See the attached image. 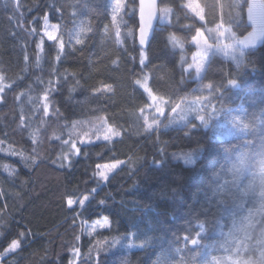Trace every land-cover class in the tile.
I'll use <instances>...</instances> for the list:
<instances>
[{
	"label": "trees",
	"instance_id": "trees-1",
	"mask_svg": "<svg viewBox=\"0 0 264 264\" xmlns=\"http://www.w3.org/2000/svg\"><path fill=\"white\" fill-rule=\"evenodd\" d=\"M194 1L159 0L171 13L158 19L141 64L136 0H125L122 44L111 27V0H0V264L262 263L264 37L242 49L238 62L212 52L195 78L187 67L198 29L223 19L241 37L252 25L248 0H196L203 20ZM45 15L60 26L51 40ZM81 25L91 31L77 44ZM144 75L165 100V118L151 111L136 82ZM49 81L54 90L45 101ZM154 120L159 125L147 128ZM257 210L246 250L234 259L230 237ZM101 218L104 227L85 231ZM14 239L20 247L6 253Z\"/></svg>",
	"mask_w": 264,
	"mask_h": 264
},
{
	"label": "snow or ice",
	"instance_id": "snow-or-ice-1",
	"mask_svg": "<svg viewBox=\"0 0 264 264\" xmlns=\"http://www.w3.org/2000/svg\"><path fill=\"white\" fill-rule=\"evenodd\" d=\"M134 2V0H133ZM111 27L114 29L115 32V40L117 44H122L123 39H122V25H125L126 22L123 19V11L125 7L128 5L125 4V0H111ZM195 11V9H193ZM56 11H59V9H56ZM157 12H159V15H157ZM171 13L170 8H161L157 9L156 2L155 0H150L147 11L145 9V0H140V24H139V44L141 45V52H140V63L143 64L144 61L147 59V54L144 51V46H146L149 42V34L150 32L154 31V21L159 19L163 21L168 14ZM75 14V13H74ZM199 14V13H198ZM248 14H249V20L252 22L253 26V31L248 34V36L244 37L243 39L239 38L236 36V33L232 30L231 25L229 27H225V22L221 21V23L217 24L216 28L214 29H208L209 33L214 34V36L217 38L215 43H208V39L203 37V34L200 32V30H197V37H194V42L197 44L199 48V52L197 54H194L193 60L194 63L189 65V68L195 67L197 74L200 75L204 68L205 65L209 59L210 54L212 53V49L215 48L217 52H223L225 55H228L230 52L233 53L235 51V45H241V46H253L256 41L262 37H264V4H255L254 0L253 3H250L248 6ZM201 19H203V16H201ZM235 17L229 16V21L235 20ZM44 21V34L48 36V38L54 39L55 38V33L60 31V26L59 25H50L48 22V17L45 15L43 17ZM240 25H237L239 27ZM51 29V31H49ZM109 26H105V32H109ZM91 31L90 27H86L81 25L79 27V30L75 33L76 35V43L77 44H82L84 41L81 37L82 34ZM32 34H36V29H32ZM127 35H132L133 34V29L132 28H127ZM227 35L230 39L228 43H222L219 38L224 37ZM170 42L173 44V46H179L183 47L182 43L174 36H170ZM38 49V53L36 55V64L39 66L40 61L42 59L41 54L44 52V40L41 38L39 42L36 45ZM64 53V42L62 38H59L58 40V53L55 57L57 61L61 59L62 54ZM25 60H28V56L25 55ZM5 77L3 75H0V93L4 92V86H2V82L4 81ZM42 82V81H41ZM77 83H79L77 81ZM137 83H140V81H137ZM229 84L235 86L237 84V81L235 79L229 80ZM49 85L51 86L50 88L45 89V95H44V100H48V94L50 91L54 90V84L52 81H49ZM207 88H212L213 85L208 84L205 85ZM109 91L111 90L110 88L108 89ZM99 91V89H97ZM3 98L0 97V100ZM19 99V96L17 97ZM30 100L32 99L31 97L29 98ZM202 99H205V97H197L196 100L200 101ZM179 105H175V108H179ZM47 108L48 104L46 103L44 105V114L47 115ZM57 112L59 111L58 109L56 110ZM157 111L163 112L162 108H158ZM198 118L203 122L206 123L207 120L205 119L204 116H200L199 113H197ZM181 119H184V117H181ZM24 123V117H21V124ZM159 121L154 120L152 124H149L147 128H152L153 126H158ZM75 127V124L73 125ZM243 128H247V125H244ZM147 130V129H146ZM111 131V129H109ZM118 135L119 133H115ZM59 137H57L58 139ZM104 139L108 140L110 139L109 136L105 135ZM35 142V141H34ZM83 142V141H82ZM2 143V141H0ZM64 143H67V141H64ZM73 148H75V143L72 145ZM13 155H16L17 153L13 152ZM76 154H79V149H76ZM19 155L22 157V159H26L23 156V153H19ZM64 159H68L67 155L64 156ZM33 162L34 159H33ZM7 167V166H5ZM63 167V164L61 165ZM105 168H114L115 165H105ZM260 173L264 174V165H261L260 167ZM99 176L102 179H107L108 177L105 175V173L101 172L99 173ZM2 194V193H0ZM262 196H264V192L261 193ZM87 197H84L83 200H80L79 203L81 206L84 205L85 201L87 200ZM75 201L69 199L68 204L71 206ZM107 221L105 220V224ZM21 236H24L25 233H20ZM199 236V234H197ZM186 240L188 238H185ZM20 241L19 240H13L9 246V248L6 250V253L9 251L14 252L16 249L20 247ZM191 243L193 245H196L199 243L198 239H191ZM214 260H217V264H219L218 258H213Z\"/></svg>",
	"mask_w": 264,
	"mask_h": 264
},
{
	"label": "rangeland",
	"instance_id": "rangeland-1",
	"mask_svg": "<svg viewBox=\"0 0 264 264\" xmlns=\"http://www.w3.org/2000/svg\"><path fill=\"white\" fill-rule=\"evenodd\" d=\"M194 2L197 4L198 9L195 10V11L193 10V11L199 16L200 20H203V19H201V16H203L202 15V8H201L200 4L196 0ZM254 2L257 5L264 4L262 0H254ZM250 3H253V0H248V6H249ZM248 6H247V9H246V19H247V22L252 25V22L249 20ZM50 25H52V24H50ZM210 29H214V28H210ZM199 30L203 34V37L208 39V43H215L216 42L217 38L214 36V34L209 33L208 30H207V32H204L202 29H199ZM49 31H51V29H49ZM252 31H253V26H252L251 30L247 34H245L244 36H241L239 38L243 39L244 37L248 36V34L250 32H252ZM56 34H57V32L55 33V36H56ZM45 36L48 38L47 35H45ZM194 37H197V31H196V33L193 36L192 41H191V43L195 47V49H194V52L189 56V64H188L187 69H192L194 71V77L198 78L201 74L200 75L197 74V71H196L195 67L189 68V65L194 63V60H193L194 54H197L199 52V48H198L197 44L194 42ZM226 38H228V40H226ZM229 39L230 38L227 35H225L224 37L219 38V40L222 43H228ZM262 39H263V37L258 39L253 46H256L257 44H259L262 41ZM253 46L245 47V46H241V45L237 44V45H235V51L233 53L230 52L226 56L230 57L235 62H238L240 60V58H241L242 49H245V48H248V47H253ZM214 51H216L215 48L212 49V52H214ZM183 60H186V58H183ZM137 81H140V83H137V84H139L141 87H143L149 94L150 101H151L149 108L151 109V111L152 112L155 111L156 113H158V115H160L163 118H165L168 115V114H166V103H165V100L163 98L155 96V95H153L151 93V91H150V89L148 87V84H147L148 76L144 75L141 79H139ZM158 108H162L163 112L161 113V112L157 111ZM261 213L262 212L260 210H257V212L252 213L242 223V225H240V226L237 225L235 227L234 234H232L231 237H230V246H231V249H232V255H233L234 259H236L237 257L242 256L244 254V252L246 250V246H247V240L250 238V233H251L252 226H253L254 222L256 221V219L261 216ZM106 224H105V219L104 218L94 219L93 221L87 223L84 228H85V231L87 233H91L97 228L104 227ZM260 244H261V246L259 248V254H260L259 257H260V261H262L261 264H264V231H263V234L261 236V243ZM245 261H248V260H245ZM250 263L251 262L248 261L245 264H250Z\"/></svg>",
	"mask_w": 264,
	"mask_h": 264
},
{
	"label": "water",
	"instance_id": "water-1",
	"mask_svg": "<svg viewBox=\"0 0 264 264\" xmlns=\"http://www.w3.org/2000/svg\"><path fill=\"white\" fill-rule=\"evenodd\" d=\"M137 1V23H138V26H137V29H136V42H137V45L141 48V45L139 44V24H140V0H136ZM150 0H145V9L147 11V7H148V4H149ZM156 2V6H157V9H159V0H155ZM157 15H159V12H157ZM158 19L154 21V27L157 23ZM152 34L153 32H150L149 34V41L152 37ZM149 43V42H148ZM148 44L146 46H144V50L147 48Z\"/></svg>",
	"mask_w": 264,
	"mask_h": 264
},
{
	"label": "clouds",
	"instance_id": "clouds-1",
	"mask_svg": "<svg viewBox=\"0 0 264 264\" xmlns=\"http://www.w3.org/2000/svg\"><path fill=\"white\" fill-rule=\"evenodd\" d=\"M261 165H264V161H262Z\"/></svg>",
	"mask_w": 264,
	"mask_h": 264
}]
</instances>
